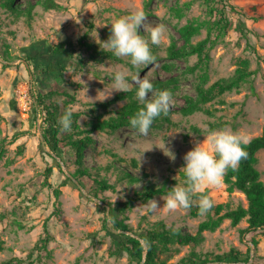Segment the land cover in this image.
<instances>
[{"label":"rangeland","instance_id":"obj_1","mask_svg":"<svg viewBox=\"0 0 264 264\" xmlns=\"http://www.w3.org/2000/svg\"><path fill=\"white\" fill-rule=\"evenodd\" d=\"M58 1L63 6L60 10L45 9L38 0H17L21 9L28 3L34 4L31 18L0 7V143L5 148L0 156V264H127V255L117 256L109 251L111 238L102 228V218L106 214L103 207L107 202L123 201L146 183L161 184L168 179L176 181L174 186H182L183 157L197 142H203L211 122L221 123L214 130L242 131L249 139L261 133L264 126V0H216L211 3L212 13L210 4L204 0ZM179 6L183 8L181 17L173 11V7ZM137 9L146 14L141 35L147 38L144 29L157 24L166 28V42L159 46L150 45L156 56L153 64L134 69L127 58L105 56L92 59L90 49L77 43L81 38L96 48L105 49L111 23ZM220 9L224 10L231 25L223 36L212 35L215 43L208 48V80L202 81L201 68L190 69L198 61L196 54L170 58L167 49L172 41L177 45L184 43L180 26L195 18L213 20L220 16ZM206 34L204 27L192 37V43ZM63 39L76 42L73 57L67 62L62 76L57 70L52 77L43 78L41 63L36 65L33 60L28 62L26 59L27 53H31L30 46L41 41L49 46ZM5 54L8 60L3 59ZM244 58L249 60L250 69H257L251 75V81L205 103L203 106L211 113L202 110L190 114L182 112L181 107L187 105L188 97H197V85L208 87L219 78L233 75ZM163 64L169 67L165 68ZM121 69L130 70L132 75H139L141 79L160 81V87L153 85L154 91L169 90L173 105L168 115H161L153 121L147 136L140 135L130 125L112 132L92 133L94 141L85 150L84 165L94 176L106 177L114 188L99 191L98 197L88 199L84 193L93 187V181L81 178L83 190L77 185V179L72 175L76 167L73 151L65 147L62 160L51 154L43 141V117L42 112L33 108V90L57 89L75 93L76 99L69 107L84 112L78 122L85 127L97 114L102 118L116 116L130 100L125 97L107 107L99 104L102 102L99 99L110 89L113 73ZM129 81L132 83L131 77ZM132 87L131 94L137 99L136 85L133 83ZM117 93L120 92H113L103 101ZM152 95L149 93V99ZM28 97L32 103L26 107ZM55 97L62 106L64 96ZM13 100L16 109L12 108ZM19 146H22L21 152ZM170 152L174 154V160L165 154ZM257 157L256 166L264 181V149L257 152ZM48 165H53V171L48 177L50 184L46 185L44 170ZM124 171L139 179L135 182L122 179ZM66 176L70 181L63 183ZM55 188L60 190L58 196ZM207 191L214 204L224 203L230 208L248 204L244 192L230 188L224 177L220 186ZM166 196L153 198L162 207V197ZM96 203H100L99 206ZM147 203L135 202L125 213V221L135 230L163 221L169 228L198 235L200 222L208 217V213L193 214L192 207L177 213L161 211L152 214L147 210ZM210 214L214 215L213 211ZM108 225L112 227L113 223L109 221ZM247 225L246 218L237 225L225 218L214 229H203L202 240L197 244L175 243L170 250L159 251L156 258L177 262L194 249L201 253L211 252L209 261L203 264H264V229L241 233ZM45 229L51 237L44 245L48 234ZM231 248L242 253L241 260H213L214 254H222ZM248 248L250 257L246 261L244 257Z\"/></svg>","mask_w":264,"mask_h":264},{"label":"trees","instance_id":"obj_2","mask_svg":"<svg viewBox=\"0 0 264 264\" xmlns=\"http://www.w3.org/2000/svg\"><path fill=\"white\" fill-rule=\"evenodd\" d=\"M214 1L216 0H204L206 4H210L211 13L214 9L211 3H214ZM38 2L43 5L45 9L60 10L63 8L58 0H38ZM188 5H190V3L187 4V7ZM0 7L10 10L11 12L16 11V15H27L31 18L34 4L28 3L24 9H21L20 6L17 5V0H0ZM231 7L233 8V6ZM173 11L178 17L183 15V8L180 6L173 7ZM219 13L220 16L215 17L213 20H200L195 18L180 26L179 33L184 43L182 45H177L172 41L167 49L170 58L196 54L198 61L190 69L194 70L198 67L201 68L200 79L202 81L208 80V48L215 43V40L212 39V35L218 38L223 36L231 25L230 19L224 15V10L220 9ZM204 27L207 30L206 36L196 43H192V37L199 34ZM77 43L86 49H90L91 52L89 57L92 59H101L105 56L115 57L111 52L96 48L88 41H84V39L82 40L80 38ZM76 48V42L72 40H59L49 46L41 41L39 43H33L30 46L31 53H27L26 59L28 62L33 60L36 65L38 62L41 63L42 70L40 75L43 78L44 76L46 78L52 77L57 70H59L60 76H62L63 72L66 70V64L71 57H73ZM2 57L4 60H8L6 54L2 55ZM4 66H6V64H4ZM163 67L168 68L169 66L168 64H163ZM256 71L257 69L249 68V60L247 58L242 59L233 75L227 78H219L208 87L197 85V97L195 99L188 97L187 105L181 107L182 112L184 114H190L202 110L211 113L210 110L203 106L205 103L213 100L216 96L224 92L238 89L244 82L251 81V75H254ZM152 83L155 86H161V82L158 80H152ZM251 87H253V85H251ZM131 92H133V90L126 93L120 92L109 100L99 102L100 105L107 107L117 100L128 97L130 100L123 105L116 116L102 118L101 114H97L85 127H82L78 120L84 112L73 111L69 107L70 102L76 99L75 93L57 89H49L45 92L40 89L36 91L33 90V108L38 113L42 112L43 117V125L41 126L43 141L48 145L51 151L50 153L61 157L62 160H64L62 154L65 147L73 151V161L76 165L72 172L73 177L77 179L81 185H84L81 178L87 177L93 181V187L87 190L88 195L84 193V196L88 199L90 197H98L99 191L114 188V185L109 182L106 177L94 176L90 169L84 165L85 150L94 141L92 136L94 131L112 132L122 126L130 125L129 119L143 107V105L132 96ZM59 94L64 96L62 106L55 97ZM12 108H17L15 100L12 101ZM66 111H71L73 113L71 131H64L59 124L60 117ZM219 125H221V123L211 122L209 131H213ZM245 148L248 152L247 159L242 160L236 170L229 169L224 175V178L225 181L230 183V188L235 187L244 192L248 201L246 207L241 204L236 208H230L224 203L214 204V207L211 209L214 215L208 212L207 219L201 221L199 224L198 235L183 233L179 228H169L163 221H156L150 227L135 230L125 221L127 209H130L135 202L140 201L145 203L155 196L168 194L174 187L176 181L165 179L161 184L146 183L141 189L134 190L125 200L115 202L114 204L107 202V206L103 207L106 214L102 218V228L111 238V244L109 246L110 253L117 256L127 255V264H203L209 261V255H212L211 252L201 253L191 249L177 262H167L165 259L156 258V256L159 251L164 252L170 250L171 245L175 243L197 244L202 240L200 234L203 229H214L220 225L225 218H229L232 225H237L243 218H246L248 225L246 228L241 229V233L264 229V181L260 178L261 173L256 166L258 162L257 152L264 149V126L260 134L249 139V143ZM21 151L22 146H19V152ZM4 152L5 148L0 143V156ZM52 168L53 165L45 167L44 184L46 185L50 184L48 182V177L53 171ZM121 177L122 179L128 178L131 182H135L139 179L138 176H134L131 172L127 171L122 172ZM181 177L184 183L185 176L183 171H181ZM69 181L70 177L66 176L63 183ZM169 182H171V184ZM59 191V188L54 189L56 196L59 195ZM205 194L208 195L207 190ZM96 204L99 206L100 203ZM192 213H198L196 204L192 206ZM120 214H122L123 217H119ZM109 221L113 223L112 227H109ZM114 228L121 231H116ZM45 232L48 233V230L45 229ZM50 237L51 235L48 233L47 237L44 239V245ZM252 240L253 244L256 245L257 241L254 238ZM249 250L250 248H248L244 257L246 261L250 257ZM241 254L240 251L231 248L229 251L222 254H214L213 260L217 262L239 261L241 260Z\"/></svg>","mask_w":264,"mask_h":264},{"label":"clouds","instance_id":"obj_3","mask_svg":"<svg viewBox=\"0 0 264 264\" xmlns=\"http://www.w3.org/2000/svg\"><path fill=\"white\" fill-rule=\"evenodd\" d=\"M145 20L146 14L140 9L115 19L111 23V34L104 42L107 52H111L120 59L127 58L134 69L153 64L156 56L150 45L159 46L167 40L166 28L163 24L145 28L147 38L141 35L140 29L144 28ZM133 83L136 85V98L143 107L129 119V124L140 135L147 136L153 121L162 114L168 115L173 105L169 90L154 91L150 79H141L139 75H132L130 70L121 69L113 73L110 89L99 100L109 98L113 92L132 91ZM149 93L153 94L151 99H149ZM72 123L71 111H66L59 119V124L64 131H71ZM204 137L202 143L197 142L183 157L185 161L182 167L185 176L183 185L174 186L166 197H162V207L157 199H150L146 206L149 213L157 214L161 211L166 214L177 213L190 209L195 203L198 214L205 215L214 207L213 200L205 192L207 189L220 186L226 172L229 169L236 170L240 162L247 159L248 152L245 146L249 143V137L242 131L230 129L209 131ZM151 148H145L142 153ZM165 154L170 159H175L173 153Z\"/></svg>","mask_w":264,"mask_h":264},{"label":"water","instance_id":"obj_4","mask_svg":"<svg viewBox=\"0 0 264 264\" xmlns=\"http://www.w3.org/2000/svg\"><path fill=\"white\" fill-rule=\"evenodd\" d=\"M1 60H3V59H1ZM59 161L62 163V160L60 158H59ZM76 182H77V185L83 190V187L81 186V184L78 181H76ZM85 194H87V192H85ZM96 200H97V198H96Z\"/></svg>","mask_w":264,"mask_h":264},{"label":"built area","instance_id":"obj_5","mask_svg":"<svg viewBox=\"0 0 264 264\" xmlns=\"http://www.w3.org/2000/svg\"><path fill=\"white\" fill-rule=\"evenodd\" d=\"M27 99H28L29 101H28V100H26L27 102L25 101V106H26V107L29 106L30 103H32V100L29 99V97H28Z\"/></svg>","mask_w":264,"mask_h":264}]
</instances>
